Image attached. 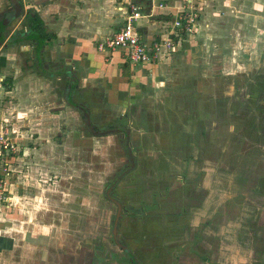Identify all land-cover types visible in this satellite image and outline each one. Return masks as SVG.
Wrapping results in <instances>:
<instances>
[{
	"label": "rangeland",
	"instance_id": "374dc122",
	"mask_svg": "<svg viewBox=\"0 0 264 264\" xmlns=\"http://www.w3.org/2000/svg\"><path fill=\"white\" fill-rule=\"evenodd\" d=\"M226 2L217 0L216 7L220 8ZM227 4L222 8L221 16L210 15L212 22L204 27L208 34L196 38L189 36V47L182 45V49L175 52L176 55L166 59L152 85L145 86V100L136 103L139 110H135L134 121L140 127L144 139L143 157L138 159V166L146 178L152 181L149 177L158 173L160 162L164 163L167 172L170 171V165L175 164L177 169L174 172H177L182 155L194 154L199 157L200 161L194 165L193 173L204 168L203 190L193 196L195 200L190 205H187L188 198L194 194L191 190L196 187L195 182L198 183L193 173L187 177L192 185H188L186 191L175 185L169 191L171 183L165 174L161 179L168 182H163V186L152 192L150 197L144 195L136 213L140 224H143L137 225L135 239L138 243L142 241V231L149 238L145 241V237L147 243L143 245L135 244L139 253L150 251L157 240L163 245L186 241L190 231L199 222L204 224L207 220H211L206 230V239L210 243L213 237L223 238L218 235L229 229L239 230L235 235L237 239L239 237L238 240L252 241L248 247L244 244L242 249L238 246L231 249L230 254H234L235 261L230 264H249L252 259L255 262L259 252L256 256L254 251L264 246V184L260 185L261 177H264V141L257 139L259 134L262 137L259 138L264 139V0H234L231 5ZM248 90L255 93L249 95ZM2 96L3 93L0 98ZM136 96L137 92L133 97ZM9 101L7 99L5 104L9 105ZM2 108L6 106L0 105V113ZM64 131L60 152L51 142L47 143L48 147L44 145V139L53 141L54 135L60 136V129L39 132L41 137H34L32 141L43 149H39L38 153L53 148L56 152L52 155L56 157L55 160L43 165L46 170L43 171L44 178L50 171L43 188L50 187L48 190L53 192H65L72 188L76 196L74 202L80 203L77 210L79 221L75 227L76 234L81 236L82 246L85 243L90 245L88 241L91 237L94 239L95 263L116 257L117 246L103 242L96 232L103 228L102 225L109 218L103 197L98 193L107 176L113 175L119 167V159L114 154L115 137L96 136L88 142L75 141L72 145L70 139L74 136L73 132ZM202 131L208 134L200 135ZM80 135L90 137L83 132ZM160 154L161 157L157 158ZM181 181L186 182L183 178ZM150 186L153 189L155 184ZM156 193L159 196L155 198ZM63 198L70 203L69 196H51L52 201L57 199L59 203ZM186 206L194 207L193 212L188 209L189 214L181 217L178 224L168 223L173 217L171 214L178 216L187 213ZM176 225L180 229L175 233ZM186 227L191 229L188 233ZM115 231L117 229L114 227L113 233ZM90 253L88 247H82L80 264H90ZM139 253L135 255L136 258L144 261ZM184 260H180V264H213L217 263L218 258L212 263ZM141 263L145 264V261Z\"/></svg>",
	"mask_w": 264,
	"mask_h": 264
},
{
	"label": "crops",
	"instance_id": "0c3cea01",
	"mask_svg": "<svg viewBox=\"0 0 264 264\" xmlns=\"http://www.w3.org/2000/svg\"><path fill=\"white\" fill-rule=\"evenodd\" d=\"M136 1L144 14L153 12L138 22L148 45L180 33L182 29L176 28L174 21L191 6H197L200 15L194 33L179 34L178 41L172 38L175 48L163 53L155 64L135 65L124 48L111 52L98 49L101 41L124 25L125 0H20L21 10L11 0L14 13L0 16V78L12 89L9 97L0 98V105L6 106L0 121L19 140L17 152H0V167L6 163L11 170L9 200L0 206V264H80L82 247L89 245L84 242L82 246L81 236L76 234L80 203L74 202L72 188L65 192L43 188L50 173L44 178L43 165L52 162L56 152L54 148L42 152L40 145L32 142L34 137L60 129L61 135H54L53 141L44 139L46 147L51 142L58 152L65 129L73 132L72 145L88 142L92 138V93L105 88L117 98L123 91L134 95L140 87L143 95L166 59L176 55L182 45L189 47V36L208 34L204 27L212 22L210 15L221 16L224 5L234 0L220 8L217 0H164V7H152V0ZM4 22L9 26L2 25ZM34 27H39L38 31ZM82 132L90 137L80 135ZM53 194L69 196L70 206L65 198L61 204L52 201ZM116 246L118 255L102 264H130L124 261L121 245Z\"/></svg>",
	"mask_w": 264,
	"mask_h": 264
},
{
	"label": "flooded vegetation",
	"instance_id": "af4514ba",
	"mask_svg": "<svg viewBox=\"0 0 264 264\" xmlns=\"http://www.w3.org/2000/svg\"><path fill=\"white\" fill-rule=\"evenodd\" d=\"M11 6H12L11 0H0V16L2 17L5 16V14L9 15L12 12L14 13L13 10L14 8L11 9ZM5 25L8 27L9 23L8 24L5 23ZM4 80L5 78H2V80L0 81V87L1 90H3L2 93L5 99L6 97L10 96L8 92H10V90L12 89L11 88L9 89V84H7V82H4ZM140 90H141L140 87L134 90V94L138 92L137 93L138 96H136L135 98L133 97V93L131 94L130 92L129 93L127 92L124 94V91L122 95L118 94L117 98H113L110 95V93L107 90H105V88L101 90V92H97L94 94L92 93V138L96 136L103 137L107 135H113L115 137L114 138L115 143L113 144H115L114 148H116L114 154L116 155L117 159H119V167L117 171H115L113 175L107 176V178L103 183L102 190L98 193L99 196L103 197V200L106 204L105 207H106L107 216L109 215V218L107 219L108 222L106 221L105 225L104 224L102 225L103 228L97 230L96 232H98V236L99 238H101L103 242L105 243L113 242V245H117V244L121 245L120 248L121 253H123V255L126 256L124 261L126 262L128 261L130 264H134L133 262H135V260L137 259L135 255L139 253L135 249V244L136 246L140 244L143 245L144 243H147L145 241H148L149 238L146 236L144 231H142L140 233L142 243L136 242L135 239L136 238L135 229L137 225L140 224L141 221L139 217L136 215V213H137V209H139L140 207L139 205L141 204L142 199L145 198L144 195L150 197L152 192H156L158 189H160L163 186V184L168 182V181L164 182L163 181L164 179H161L162 176H164L165 174L168 175L167 178H169V181L171 183V185L169 184L170 187H168L169 191H172V185L179 186L178 187L179 189L181 186L185 188V191L186 189L188 190V185H192V184H191V180H188L187 177L188 176L191 177L190 175L193 173L192 171L194 165L196 163H199L200 161L199 157H195L194 154L182 155L180 156L181 158H179V160L180 159L182 160H180L181 165L179 166V170L177 172H174L177 169L175 164L170 165V171L167 172V170L165 169L166 166L163 167L164 163L160 162L158 164L159 166L158 173L155 176L149 177L151 178L152 181L146 178V175H143L142 169L140 170L138 165H139V160L141 159V157H143L142 150L144 145L142 144V140L144 141V139L142 138L143 133L139 131L140 127H137L134 121L135 113L138 112L139 110V107H137L136 103L145 100L144 93L143 95H141ZM248 91H249V95L255 93V92L253 93L252 90H248ZM130 102L133 104V105L131 104L132 106L129 105ZM124 109L127 110H125V112L122 113ZM207 134L208 132L202 131L200 135H207ZM259 136L261 137L260 134ZM259 136H257L258 141L261 140L264 141V139H260ZM198 139L202 140L201 137L199 136ZM160 142L161 140L159 141V143ZM160 157L161 154L157 158ZM180 161H178V163ZM184 161L185 163H183ZM143 165L145 166V161ZM203 169L204 168H202L201 170L197 169L192 174L194 176L192 177L196 178L198 180V183L196 181L195 182V184H197L196 187H192L193 189L191 191H194V194L191 195L192 196L191 198H188L189 201L187 205L192 204L193 200H195L193 196L196 195L199 191L203 190L204 187L202 185V181H204ZM182 178L186 181L185 183L181 181ZM262 179H264L263 176L261 177V182H260L261 186L264 184V181H262ZM150 184H155V186L152 187L153 189H151ZM256 190L257 187H255L254 191ZM156 195L157 196H155V198L159 196V194L157 193ZM185 197L187 198L188 195H185ZM115 200L121 203L120 207ZM175 204L176 203H174L173 206ZM181 204L184 205V203L182 202ZM186 208H187L186 210L187 213L185 214H180L178 216L171 214L173 217H171L168 223L178 224L181 217H183L184 215H188L189 212H193L194 207L188 208L186 206ZM117 219H118L117 232L113 233V228L115 227V223ZM141 223L143 224V222ZM210 223L211 220H207L206 223L204 224H200L199 222L194 228V230L188 229V227H186L187 228L186 233H188V231L191 230L188 235V239L186 241H181L179 243L176 242L174 245L167 243H164L163 245V244H159L157 240L153 242L155 247L151 248L150 251L140 252L139 254L143 256L145 264L147 263L148 264H180V260L182 261V259H185L184 261L195 262V263H196L195 260H198L199 262L201 261L202 263L203 262L212 263L215 258H218V261L217 263H213V264H230L231 262L234 263L233 262V260L235 261V259H233L234 254L233 253L230 254L231 249L234 246H238L240 249H242L244 244L247 245L248 247L251 245L252 241L250 239L248 241L244 240V242L238 240L239 237L237 239L235 235L237 232H239V230L229 229L227 232L224 231L222 234L218 235V236H222L223 238L213 237L211 239L212 242L210 243V241L206 239V235H207L206 230L209 227ZM212 224H214V222ZM179 229L180 228L176 225L174 227L175 233L178 232ZM223 235H225V237ZM145 237L147 239L144 241ZM177 238H183V237L178 236ZM92 241H94V239L91 237L89 240L90 245L85 246L88 247V249L91 251L89 258L90 264L95 263L96 246H94V243L92 244ZM217 241H219V243L216 244ZM228 242H231L232 244ZM155 244H159L162 246L160 247L159 245H155ZM205 246L207 247L205 248ZM208 249L210 250L208 251ZM254 249L256 248L254 247ZM203 251H207V252L202 253ZM257 252H259L258 257H256L258 258V260L256 258L255 260L258 263L256 261L253 262L254 260L252 259V261L250 260L251 262L249 261V264H264V246L261 248V250L254 251V254L256 256H257ZM107 259L108 258H106V260ZM106 260H98L95 264H102L103 262H106ZM139 261L140 263L144 262L143 260L142 261L139 260Z\"/></svg>",
	"mask_w": 264,
	"mask_h": 264
},
{
	"label": "built area",
	"instance_id": "2783aa9c",
	"mask_svg": "<svg viewBox=\"0 0 264 264\" xmlns=\"http://www.w3.org/2000/svg\"><path fill=\"white\" fill-rule=\"evenodd\" d=\"M153 5L164 7L167 3L164 0H152ZM127 15L122 28L112 37H108L98 44V49L103 52H111L115 49L124 48L128 51L131 63L137 64H155L160 56L175 48L174 41L167 36L156 41L153 45H148L138 30V22L143 17H149L153 12L144 14L140 4L136 0H125ZM197 6L189 7L184 14L179 15L174 26L184 30L185 34H192L198 23L200 15ZM179 37V34H177ZM2 79L0 78V81ZM18 138L13 136L12 129L0 121V152H17L19 149ZM2 162V159H0ZM11 176V170L6 163L0 167V206L9 200L8 181Z\"/></svg>",
	"mask_w": 264,
	"mask_h": 264
},
{
	"label": "water",
	"instance_id": "95a60500",
	"mask_svg": "<svg viewBox=\"0 0 264 264\" xmlns=\"http://www.w3.org/2000/svg\"><path fill=\"white\" fill-rule=\"evenodd\" d=\"M13 3L15 4V7L17 8V9H22V5H21V3H20V0H13ZM17 15H18V13H17ZM19 16V15H18ZM4 25H5V23H3ZM116 201V200H115ZM117 202V204L119 205V207L121 206V203L120 202H118V201H116ZM119 217V216H118ZM117 223H118V219H117V221H116V223H115V229H117ZM116 232V231H115Z\"/></svg>",
	"mask_w": 264,
	"mask_h": 264
},
{
	"label": "trees",
	"instance_id": "16d2710c",
	"mask_svg": "<svg viewBox=\"0 0 264 264\" xmlns=\"http://www.w3.org/2000/svg\"><path fill=\"white\" fill-rule=\"evenodd\" d=\"M141 10L143 11V8H141ZM2 25H4V24H2ZM34 28H35V27H34ZM37 28H39V27H36V28H35V31L37 30ZM37 31H38V30H37ZM178 34H180L181 37H186V36H187V35L185 34L184 30H181V32L178 33ZM172 38H173V39H176L175 41H178V40L180 39L177 35H173Z\"/></svg>",
	"mask_w": 264,
	"mask_h": 264
}]
</instances>
